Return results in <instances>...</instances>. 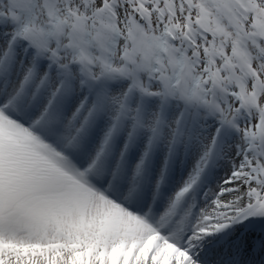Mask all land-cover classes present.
I'll return each mask as SVG.
<instances>
[{
  "label": "snow or ice",
  "instance_id": "1",
  "mask_svg": "<svg viewBox=\"0 0 264 264\" xmlns=\"http://www.w3.org/2000/svg\"><path fill=\"white\" fill-rule=\"evenodd\" d=\"M0 264H264V0H0Z\"/></svg>",
  "mask_w": 264,
  "mask_h": 264
}]
</instances>
